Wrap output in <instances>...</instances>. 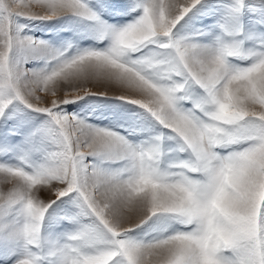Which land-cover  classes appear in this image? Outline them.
I'll return each instance as SVG.
<instances>
[{
    "label": "snow or ice",
    "instance_id": "obj_1",
    "mask_svg": "<svg viewBox=\"0 0 264 264\" xmlns=\"http://www.w3.org/2000/svg\"><path fill=\"white\" fill-rule=\"evenodd\" d=\"M0 264H264V0H0Z\"/></svg>",
    "mask_w": 264,
    "mask_h": 264
}]
</instances>
